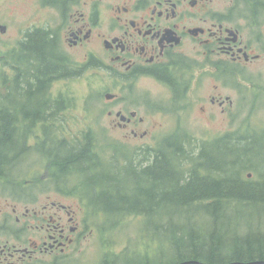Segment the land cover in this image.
<instances>
[{"label":"flooded vegetation","instance_id":"obj_1","mask_svg":"<svg viewBox=\"0 0 264 264\" xmlns=\"http://www.w3.org/2000/svg\"><path fill=\"white\" fill-rule=\"evenodd\" d=\"M27 4L28 14L45 19L19 27L11 45L14 56L22 47H52L62 67L54 84L68 67L65 47L81 50L83 61L72 71L79 77L86 71L108 74L112 91L102 93L104 107L99 114L111 122L88 124L84 134L71 140L58 136L56 130L69 126L59 125L58 116L69 109L61 107L59 99L53 101V84L46 92L50 102L27 122L26 113L34 115V110L3 108L1 101L0 114L7 111L13 117V128L31 129L26 152L38 156L18 155L17 149L10 156L0 154V199L12 201L0 205V264H71L89 229L109 225L102 215L108 206L100 200L105 191L98 186L105 168L115 165L140 174L161 163V124L146 123L141 116L145 106L153 105L157 116L172 117V126L188 130L185 115L193 110L201 77L217 80V94L210 103L222 113L233 101L218 92L220 82L235 91L242 81L254 83L251 69L264 63V0H28ZM10 79L13 88L20 89L14 71ZM141 80L160 88L155 103L137 94ZM89 99L94 100L93 90ZM32 159L38 160L28 162ZM27 162L28 178L22 179ZM96 213L98 219L93 217Z\"/></svg>","mask_w":264,"mask_h":264},{"label":"trees","instance_id":"obj_2","mask_svg":"<svg viewBox=\"0 0 264 264\" xmlns=\"http://www.w3.org/2000/svg\"><path fill=\"white\" fill-rule=\"evenodd\" d=\"M51 50L52 47H22L13 55L18 57L17 68L7 65L9 69L2 75V106L34 110V115L26 113L25 122L36 118V109L50 102L46 92L53 77L61 73L62 67ZM13 71L19 77L20 89L10 84ZM12 118L7 111L0 114V154L10 156L17 149L18 155H28L31 129L13 128ZM232 136H226L223 144L204 146L198 153L193 150L187 154L177 142L165 144L157 169L151 166L140 174L115 165L105 168V174L98 176L102 179H98V186L105 191L103 203L111 207L114 219L120 213L142 216L145 232H150L153 243L157 233L166 238L171 235L166 247L175 253L172 264L264 261L262 221L256 224V234L252 232L255 212H264V134L256 132L251 138ZM256 136H260L259 141ZM249 172L258 173L260 180L245 179ZM197 213L204 214L203 222L195 221ZM103 214L105 218L109 216ZM165 214L171 219L168 225L158 222ZM183 215L189 216L188 223L172 222ZM242 222L245 232L249 231L246 236L239 234ZM143 251L148 253L147 258L151 253L157 259L151 244L145 245Z\"/></svg>","mask_w":264,"mask_h":264},{"label":"rangeland","instance_id":"obj_3","mask_svg":"<svg viewBox=\"0 0 264 264\" xmlns=\"http://www.w3.org/2000/svg\"><path fill=\"white\" fill-rule=\"evenodd\" d=\"M28 0H0V80L7 68V65H11L14 55V47H11L13 39L18 35L19 27H25L31 22H37L44 20L37 15L28 14L29 5ZM31 9V8H30ZM5 29L2 31V29ZM65 59L67 60L68 67L65 68L63 78H59L52 87L51 97L53 101L60 100L61 107H65L69 110L58 116L60 124L69 123V126H65L62 131L56 130L58 136L65 137L68 140L73 139L76 135L84 134L87 130L86 125H99L103 126L110 123L109 117L106 115H100L104 107V99H102V93L107 92L110 89L108 83V74L106 72H82L81 77L74 74L72 70L83 61L84 54L81 50L71 49L65 47ZM70 60V61H69ZM254 75V83L242 81L241 88L235 91L231 85H224L222 82L219 84L222 86L218 92H222L223 97L229 96L233 101V106L226 113H222L219 107H213L210 103L211 96L217 94L215 86L218 84L217 80L210 78L209 76H203L200 78V85L197 90V94L193 99L194 106L191 113L185 115L188 119L187 128L183 130L172 126V117L157 116L153 105L145 106L141 111V116L146 118V123L161 124V149L165 144L171 142H177L188 154L194 150L197 153L204 146H209L211 143L223 144V139L228 136L234 138H251L257 132L258 135L264 133V63L258 64L251 69ZM247 74V73H246ZM248 75V74H247ZM227 84L232 81L227 79ZM195 87L198 84L195 83ZM159 87L154 82L149 80L139 81L137 94H142L146 100L155 103L157 101V94ZM94 91V100L89 99V93ZM111 90V89H110ZM3 88L0 89V93H3ZM112 91V90H111ZM113 91L111 93H117ZM0 94V105L3 103V96ZM4 105V103H3ZM204 108V110H202ZM87 109H90L87 111ZM95 114V115H94ZM73 120L75 122H73ZM101 130L96 131L97 135ZM110 133V132H108ZM118 133L114 131L113 134ZM39 134V132L34 133ZM112 138V135H110ZM114 137L121 138V135H115ZM259 141L260 136H256ZM264 139V137H263ZM30 157L36 158L38 152H30ZM38 159H32L28 162H34ZM255 161H258L257 159ZM24 163L22 168V176L20 178L27 177V167L29 163ZM186 167V166H185ZM184 167V169H185ZM23 172H26L25 174ZM251 176V178H250ZM245 179H251L252 181H259L260 176L256 172L246 173ZM1 190L4 192V186H1ZM12 193L11 190L7 191ZM104 197H100L103 203ZM12 201L5 202V199L1 197L0 205L3 207L11 203ZM24 209V207H19ZM111 207L106 208L105 212L109 215L106 222L107 226L91 228L86 233V237L82 239V245L78 253H76L71 264H105V259L109 260L107 264H172L174 262L175 253L166 245L171 242L160 233L154 235V243L150 236V232H145L146 221H143L142 216L131 215L129 213H120L118 216L112 217L113 211ZM253 219L254 229L252 232L256 234V224L259 221L264 224V212H255ZM104 216V214L102 213ZM198 222L205 220L204 214H195ZM95 219L99 218V213H96ZM189 216L183 215L174 218V223H188ZM244 220L249 217L243 218ZM115 224L113 225V223ZM159 223L168 225L171 223L169 216L162 215L158 219ZM243 223V224H242ZM239 230V234L246 236L249 231H246L244 222ZM264 228V226H261ZM264 230V229H263ZM245 233V234H244ZM151 244L153 246V255L149 259L148 253L143 251L145 245ZM166 248V249H165ZM165 249V252H163ZM146 251V250H145ZM161 253V255H160ZM146 255V256H145ZM164 256V257H163ZM150 261H149V260Z\"/></svg>","mask_w":264,"mask_h":264},{"label":"water","instance_id":"obj_4","mask_svg":"<svg viewBox=\"0 0 264 264\" xmlns=\"http://www.w3.org/2000/svg\"><path fill=\"white\" fill-rule=\"evenodd\" d=\"M5 29L3 28L2 31H4ZM251 177V176H250ZM181 264H202L199 262H185V263H181ZM229 264H264V261H253V262H232Z\"/></svg>","mask_w":264,"mask_h":264}]
</instances>
